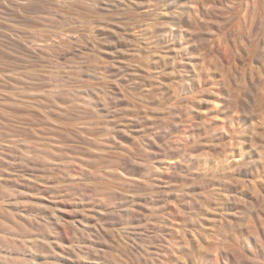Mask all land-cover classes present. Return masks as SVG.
<instances>
[{"label": "rangeland", "instance_id": "374dc122", "mask_svg": "<svg viewBox=\"0 0 264 264\" xmlns=\"http://www.w3.org/2000/svg\"><path fill=\"white\" fill-rule=\"evenodd\" d=\"M0 264H264V0H0Z\"/></svg>", "mask_w": 264, "mask_h": 264}]
</instances>
